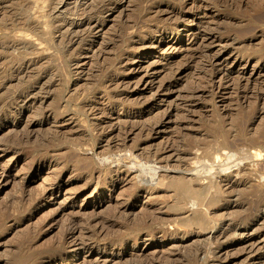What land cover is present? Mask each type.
Here are the masks:
<instances>
[{"label":"rangeland","instance_id":"rangeland-1","mask_svg":"<svg viewBox=\"0 0 264 264\" xmlns=\"http://www.w3.org/2000/svg\"><path fill=\"white\" fill-rule=\"evenodd\" d=\"M58 1L0 0V264H264V0Z\"/></svg>","mask_w":264,"mask_h":264},{"label":"bare ground","instance_id":"bare-ground-1","mask_svg":"<svg viewBox=\"0 0 264 264\" xmlns=\"http://www.w3.org/2000/svg\"><path fill=\"white\" fill-rule=\"evenodd\" d=\"M60 1L62 2V1H64V0H59L58 2L60 3ZM56 9V7H54L53 6V9H52V11H54ZM171 11V10H170ZM53 12H51L50 13V15L49 16H51V14H52ZM169 13V12H168ZM23 14V13H22ZM26 15V14H25ZM169 15V14H168ZM28 16V15H27ZM25 17V16H24ZM182 18L183 19H186L183 15H182ZM24 21H21V28L23 29V31H24V33L25 32H30V33H33L34 35H39L40 36V34H42L41 33V28H40V25L41 24H39V23H37L35 20H32L31 18H28V17H26V19L24 18L23 19ZM86 20V19H85ZM60 21V20H59ZM56 22H57V20H56ZM87 21H82L81 22V24L80 23H78V24H75V23H73L74 25H79V26H81L83 23H86ZM64 23H65V21H64ZM63 23V24H64ZM88 23V22H87ZM73 24H70V26L71 25H73ZM20 25V24H19ZM65 25H68V24H65ZM72 27V26H71ZM90 29V28H89ZM91 30V29H90ZM93 33V32H92ZM26 34V33H25ZM86 34H88V33H86ZM27 35H28V33H27ZM43 35V34H42ZM39 36H38V38H39ZM90 36V35H89ZM35 37V36H34ZM41 37H43V36H41ZM82 37V36H81ZM41 39V38H40ZM83 39V38H82ZM68 41L70 42V43H73V44H75V43H78L79 41L81 42V38H76V37H70L69 39H68ZM68 43V42H67ZM152 44L154 43V42H151ZM5 44V43H4ZM3 44V45H4ZM150 44V43H149ZM151 44V45H152ZM219 154V153H218ZM146 158V157H145ZM148 158V157H147ZM146 158V159H147ZM42 164V163H41ZM150 169H151V167H150ZM214 169V168H213ZM151 172H154V174H153V176H155V175H157L158 174V171H157V169L155 170L154 168L153 169H151ZM143 173V172H142ZM244 185V184H243ZM244 189H246V188H244ZM248 189H250V188H248ZM179 190V189H178ZM251 191V190H250ZM254 191V190H253ZM250 192V193H252V194H250V195H252L253 196V194H254V192ZM244 193H245V191H244ZM243 193V194H244ZM247 193H249V192H247ZM246 194V193H245ZM244 194V196H246ZM256 194V193H255ZM255 194H254V196H255ZM249 195V194H248ZM249 195V196H250ZM257 195V194H256ZM243 196V197H244ZM196 200V199H195ZM189 203V202H188ZM213 203V202H212ZM186 204V203H185ZM129 210H131L130 211V213H128L127 215H133V210L132 209H130V208H128ZM202 216V215H201ZM160 219V218H159ZM170 219V218H169ZM200 219V218H199ZM161 220V219H160ZM163 220H165V219H163ZM168 220V219H167ZM167 220H165V221H163V223L164 222H166ZM184 222V221H183ZM167 223V222H166ZM170 224V223H169ZM186 225V224H185ZM200 228H201V226H200ZM203 228V227H202ZM208 228V227H207ZM73 229V228H72ZM222 233L221 234H223L224 232L223 231H221ZM75 233V232H74ZM220 233V232H219ZM227 234V233H226ZM225 235V234H224ZM218 236V235H217ZM154 240V239H153ZM75 246H76V249L75 250H77V251H83V250H85L86 252H91L92 251V248H91V246L90 245H88V244H86L84 241L82 242V241H77L76 242V244H75ZM74 246V247H75ZM40 259V258H39ZM170 259V258H169ZM172 261H173V259H171ZM55 264V263H54ZM61 264V263H60Z\"/></svg>","mask_w":264,"mask_h":264}]
</instances>
